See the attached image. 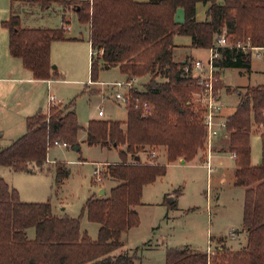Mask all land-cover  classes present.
<instances>
[{"label":"trees","instance_id":"16d2710c","mask_svg":"<svg viewBox=\"0 0 264 264\" xmlns=\"http://www.w3.org/2000/svg\"><path fill=\"white\" fill-rule=\"evenodd\" d=\"M197 3L208 4L202 22L195 19ZM61 4L70 6L78 22L88 26L92 82L97 81L100 70L111 68H117L126 79L147 76L149 81L143 90L130 91L124 122L90 120L83 128L88 146L119 149L120 162L106 164L102 172L118 183L108 195L89 196L82 207L88 220L99 225L97 238L92 240L81 230L80 217L54 215L49 201L24 202L0 178V264H135L137 249L112 253L122 248V234L139 224L135 207L141 203L143 186L165 174L166 166L150 152L162 147L167 163L188 162L205 145L202 116L192 99L198 90L197 78L184 71L190 60H173V39L189 37L191 47L212 49L217 37L224 34L232 46L216 49L215 74L223 69L249 70L251 52L234 44L248 41L252 47L264 48V0H61ZM179 8L182 22L175 21ZM65 23L68 21L62 16L57 29L22 28L13 11L1 22L8 31L10 55L21 60L33 79L59 78L50 62V47L54 41L67 39ZM238 96L239 102L225 122L227 149L236 155L233 184L244 188L246 245L233 251L220 237L214 239L216 246L210 254L188 246L172 247L166 249L164 264H264V84L248 86ZM143 102L149 106L145 116L140 109ZM25 124L21 137L0 148V166L13 172L42 171L55 140L78 146L82 126L73 100L50 105L46 112L28 116ZM253 127L260 132L261 141L257 166L250 162ZM67 174L64 163H55L57 182ZM30 228L34 229L32 239L26 231Z\"/></svg>","mask_w":264,"mask_h":264},{"label":"rangeland","instance_id":"374dc122","mask_svg":"<svg viewBox=\"0 0 264 264\" xmlns=\"http://www.w3.org/2000/svg\"><path fill=\"white\" fill-rule=\"evenodd\" d=\"M32 6L42 7L38 9L39 16H35L36 13L32 16L29 12L28 8ZM49 6V1H28L21 4L20 7H25L26 11L20 9L19 16L26 25L57 29L61 27L60 16L63 13L62 16L68 21L65 24L70 25V31L65 32L67 39L54 41L50 47H53L50 62L55 66L59 78L51 79V85L44 93L55 96L53 106L74 101L77 121L82 126L77 136L78 149L52 145L42 171L29 174L0 166V178L15 188L24 202L49 201L54 215L80 217L81 230L95 240L99 225L88 220L86 214L82 213V207L89 196L99 195L100 189H104L105 195H108L110 188L118 183L117 180L105 178L102 172L106 164L120 162V157L119 149L88 146L83 128L90 120H126L125 106L116 103L112 88L104 85L121 82L123 76L117 68L100 70L97 81L89 83L91 51L88 26L80 24L71 7L62 5L61 1ZM177 40L186 43L189 39L179 37ZM181 53H186V50L177 49L174 59H181ZM250 54L249 70L223 69L216 74L220 79L217 87L220 92L226 93L221 98L224 114L234 109L237 93L244 92L241 86L264 84V48ZM208 56V52L200 51L197 57L206 61ZM148 81L147 76L137 78L134 89L143 90ZM99 110L103 111V117L98 116ZM249 140L251 161L253 164L255 161L259 163L261 143L256 131L251 132ZM203 143L205 145L198 156L203 160L207 158L206 163H202L198 156L185 163L179 160L167 163L163 148L156 149L153 158L166 166L165 174L143 186L141 203L135 207L139 224L121 237L122 248L128 253L137 249L135 264H164L166 249L172 247L188 246L194 251L206 252L215 248L214 239L218 237L223 238L224 246L233 251L239 250L243 244L246 236L242 231L244 190L233 184V160L229 153L208 152L206 137ZM219 143L224 145L225 139ZM219 143L216 147L212 144L211 151L218 150L221 146ZM58 162L65 164L68 173L61 182L55 180V163ZM96 169L100 170L99 182L94 180ZM169 196L175 197L174 204L168 202ZM26 231L28 238L34 236V229Z\"/></svg>","mask_w":264,"mask_h":264},{"label":"crops","instance_id":"0c3cea01","mask_svg":"<svg viewBox=\"0 0 264 264\" xmlns=\"http://www.w3.org/2000/svg\"><path fill=\"white\" fill-rule=\"evenodd\" d=\"M59 1L61 0H50V6L57 4V2ZM74 1H87V0H74ZM135 1L136 2H146L147 0H135ZM27 2L28 0H0V148L7 147L11 142L18 139L25 133L26 131L25 120L28 116L34 115L37 112H46L49 106L48 105V95L47 93H44V90L45 89L47 90V88L49 87V84L51 85V80L33 79L32 74L23 67L21 60L10 55L9 47H8V40H9L8 31L5 28H3L1 25L2 21L9 18L12 11L18 16H19L20 9H24V11H26L25 7H20V6L21 4H25ZM39 8H42V7L32 6L28 9H30L29 12H31L32 16L34 13H36L34 14L35 16L36 15L39 16L38 14ZM207 8H208V4L207 5H203L202 3L196 4V13H195L196 21L202 22L205 20ZM62 15L64 14L62 13ZM62 15L60 16L61 24H62ZM175 21L177 22L183 21V10L181 8L176 10ZM20 23H21L22 28H27V29L48 28V27H41V25L40 26H33L31 24L26 25L23 23L22 18H20ZM179 37H185V36H176L173 39V42L176 46L173 49V60L174 61L176 62L184 61L186 58L190 61L199 60L200 58H198L197 56L200 51H206L208 52L210 56L211 54L210 49H197V48L191 47L189 37H187L189 40H186V43H180L179 40H177ZM88 45L90 46L89 42H88ZM177 49L186 50V53H181V59H178V60L174 59V52ZM51 51L53 52V47L50 48V56H51ZM89 70H90V67H89ZM232 70H236V69H232ZM122 76H123V80H125L126 77L124 75ZM241 87H244L243 89H245L248 86H241ZM221 93L223 96L224 92H221ZM224 95L226 96V93ZM238 102H239V96H237L235 107L230 113L224 114L221 111V116L223 119H225L227 116L231 115L234 112ZM103 116H104V113L102 117ZM253 131L257 132V134L259 135V139H260V132L256 130L255 127H253ZM223 139H225L224 145L219 143V141L222 142ZM218 143L221 145L219 149L211 151V152L229 153L234 163V158L231 156V153L227 149V146H228L227 135L226 137L224 135H221L218 138H216L213 143L215 145L213 146L216 147ZM206 160L204 159L203 162H205ZM179 162H181V160H179ZM250 162L252 166H257L261 163V158H260L259 163L255 161V163L253 164L251 161V158H250ZM181 163H185V161ZM46 164H47V160H46ZM234 170H235V164L233 167V173H234ZM233 181H234V176H233ZM10 184H13V183H10ZM100 190L104 191L103 195L106 194V191L104 189H100ZM174 201H175V197H174ZM246 239H247V235L245 236L244 242L243 244H241L240 249L246 245ZM224 243L225 242L223 239V244ZM213 249H211V251H214ZM121 251H126V250L121 248L120 250H117L113 252L112 254L115 255V254L120 253ZM234 251H237V250H234ZM164 258H165V254H164Z\"/></svg>","mask_w":264,"mask_h":264},{"label":"built area","instance_id":"2783aa9c","mask_svg":"<svg viewBox=\"0 0 264 264\" xmlns=\"http://www.w3.org/2000/svg\"><path fill=\"white\" fill-rule=\"evenodd\" d=\"M65 30H70L68 24L64 25ZM235 47L242 49L243 51H259V47H252L248 41L238 42L234 44ZM232 45L228 44L225 35L221 34L217 37L215 41L214 48L210 49L211 54L206 61L193 60L187 66H185L184 71L186 73H191L193 77L197 78L198 90L193 94V103L196 106L197 111L202 116V124L205 129L206 137V148L208 152H211L212 142L221 136L222 134L226 137V122L225 119L221 116L222 106L221 98L222 93L217 87L219 83V78L215 74V69L213 67V60L218 56L216 51L219 47H231ZM258 57L259 54H256ZM197 71V72H195ZM195 73V74H194ZM136 78L125 79L121 82H114L110 84H104L105 86H110L113 90V99L116 103L126 105L130 99V91L134 89ZM89 83H93L91 80ZM56 101L54 95L48 96V105H53ZM48 106V107H49ZM142 115L149 114V106L146 102H143L141 107ZM103 111H98V116H102ZM54 146L68 147L69 145L66 142L55 140L52 142ZM207 152V153H208ZM156 155V151L153 150L150 152V156L153 157ZM231 156L235 158V153H231ZM207 160L203 163H206ZM208 166V164H206ZM94 180L100 181V170H94ZM208 254L212 251L207 250Z\"/></svg>","mask_w":264,"mask_h":264},{"label":"water","instance_id":"95a60500","mask_svg":"<svg viewBox=\"0 0 264 264\" xmlns=\"http://www.w3.org/2000/svg\"><path fill=\"white\" fill-rule=\"evenodd\" d=\"M52 68H55V66H52ZM75 149L77 150L78 148L75 147ZM137 159H140V158H137ZM181 162H183V160H181ZM103 193H104V191L103 190H100L99 195H103ZM173 201H174V197L173 196H171V197L168 198V202L170 204L173 203Z\"/></svg>","mask_w":264,"mask_h":264}]
</instances>
